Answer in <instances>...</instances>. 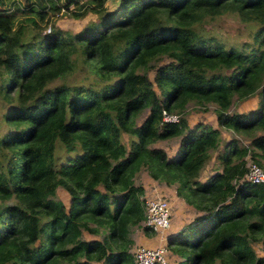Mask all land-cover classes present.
Returning <instances> with one entry per match:
<instances>
[{
  "label": "trees",
  "instance_id": "obj_1",
  "mask_svg": "<svg viewBox=\"0 0 264 264\" xmlns=\"http://www.w3.org/2000/svg\"><path fill=\"white\" fill-rule=\"evenodd\" d=\"M7 1L0 0L7 18L0 27V264H132L127 235L143 218V188L133 181L141 169L205 212L166 242L181 262L264 264L255 247L264 240V184L239 181L248 161L264 169V0H116L111 8L109 0H37L25 20L16 18L19 4L3 8ZM62 9L96 21L61 30L47 13ZM223 16L252 27L251 41L225 47L208 33L205 21ZM75 70L89 82L68 81ZM253 96L255 109L229 113ZM188 103L213 106L217 127L236 137L223 142L218 128H189ZM162 110L179 121L162 122ZM176 137L171 157L152 146ZM57 146L78 153L56 168ZM210 160L213 172L200 180Z\"/></svg>",
  "mask_w": 264,
  "mask_h": 264
},
{
  "label": "rangeland",
  "instance_id": "obj_2",
  "mask_svg": "<svg viewBox=\"0 0 264 264\" xmlns=\"http://www.w3.org/2000/svg\"><path fill=\"white\" fill-rule=\"evenodd\" d=\"M59 1L61 2L60 4L62 6L66 3L65 0H59ZM9 2H10V0L7 1L6 4H4L3 8H7L9 12H13L12 10L16 8L14 5L19 4L18 5L19 6L18 11L14 10V12L17 13V15L19 16L16 18L20 19V20L21 19L25 20L26 18L30 17V15L26 14V13H28L29 6L30 5H36L37 0H11L12 3H9ZM115 2H116V0L107 2L106 7L107 8L114 7V5H116ZM47 4H48V2H46L45 7L43 8L44 10H46L45 8H47ZM11 5H13L12 9H11ZM23 13H25V14H23ZM64 14L65 13H64L63 9L60 10V12L57 15H51L48 12L47 16H48V18H50V20L48 19L50 25H52V23H53L56 27L60 28L61 30L76 32L86 22L96 21V16L94 14H90V13H88L86 15V17L83 19H72L68 16H65ZM6 23H7V18L0 15V27H4L6 25ZM23 23H25V21ZM40 24H43V22H41ZM204 25H205V28L207 29V31L208 30L210 31V32L208 31V33L212 34L215 38H217L221 43H223L225 45V47H227L229 44L233 43L234 41H238V42H244V41L250 42L251 41V33L253 31L252 27H250L248 24L238 23L234 19H232L231 17L223 16V17L216 18L215 20H206ZM29 26L26 25L27 30H28ZM45 26H47V25H45ZM45 26H43V27H45ZM45 32H47V31L45 30ZM162 61L164 62L165 60L162 59ZM152 75H153V70H149L148 71L149 78H152ZM79 78L84 79L85 81L89 82V79L83 77L78 70H75L74 74L71 77H69L68 81H72L74 79H79ZM238 102H240V101L232 103V106L230 107L229 113H232L235 110L239 111ZM186 109H187V112H186L187 115L188 114L191 115L189 117L186 116V118H187L186 122H187V125L189 128H192V127H194L195 124H197L196 121L198 120V118L195 115H198V113H203L202 116L199 114V117L204 118V119H207V118L209 119L210 117L214 118L213 106H211V105H208L206 107V110H203V109L194 107L193 104H191V103H188V105L186 106ZM145 111L146 110H144L135 119V122L137 124L145 116ZM199 123H201V122H199ZM233 135L234 134H232L230 131H227V135L225 136V140H229L231 137L235 138L236 136L235 135L233 136ZM121 139L123 140L124 143H127L128 136L125 134H122ZM178 142H179V138L176 137V138H171V139H167L164 141H157L152 146L162 148L166 152L167 156L171 157V156L175 155V153L177 151ZM242 143L246 144L247 140L242 139ZM77 153H78V151L74 152L73 154L67 153L61 148L58 149V146H57L56 150L54 152L55 167L59 168L60 164H62L65 160H67L71 155H75ZM213 167H214V165H213L212 160H211L208 163V165L205 166L203 171H201L199 179L200 180L205 179L209 175L210 171L213 170ZM133 181L135 184L142 186V188H143L142 199L145 197H148V198L159 197V198H163V199L167 200L170 203V207L172 210L171 215H173L172 217L174 218V219L172 218V220L174 222L180 221L182 223H185L184 225H187L194 218L205 214V212H198L192 206L186 204L185 201H183L180 197L176 196V193H175L176 185H174V184L165 185L161 181L159 182V181L153 180L148 175V173L143 169H141L137 173H135V175L133 177ZM56 196L59 199H61L65 204H67L68 196L64 190L58 188L56 190ZM188 207H190L194 210V215H193L192 220L190 219V216L188 215L187 212H184V211L182 212V210H181L182 208H186V210H188L187 209ZM175 216H176V218H175ZM188 219H190V220H188ZM141 232H142L141 228H131L127 237L132 241V245L130 246V248L128 250H130L132 248V246L134 245V243H136L135 241H137ZM104 235H105V233H98L94 237L100 240L102 238V236H104ZM255 247H256V250L258 251V253L259 252L264 253V240L262 243L256 244ZM166 261H167V259H166ZM95 264H100V263H95ZM179 264H185V263L180 262Z\"/></svg>",
  "mask_w": 264,
  "mask_h": 264
},
{
  "label": "built area",
  "instance_id": "obj_3",
  "mask_svg": "<svg viewBox=\"0 0 264 264\" xmlns=\"http://www.w3.org/2000/svg\"><path fill=\"white\" fill-rule=\"evenodd\" d=\"M46 31H48V28ZM160 116L161 121L164 123H177L179 121V115L175 112L169 113L162 110ZM245 167L246 171L239 181H246L252 184H264V169L250 161L246 163ZM142 216L141 227L152 232L157 237L158 242L161 243L165 239L164 234L170 226V203L159 197H145L142 202ZM129 253L132 257V264H169L167 262L168 260L166 261L168 251L165 243L156 247L135 245L129 250Z\"/></svg>",
  "mask_w": 264,
  "mask_h": 264
},
{
  "label": "crops",
  "instance_id": "obj_4",
  "mask_svg": "<svg viewBox=\"0 0 264 264\" xmlns=\"http://www.w3.org/2000/svg\"><path fill=\"white\" fill-rule=\"evenodd\" d=\"M238 104H239V111L235 110V112H245V111H248V110H253L257 106V98L255 96L249 97V98H247L245 100H242V101L238 102ZM199 114L202 116L203 113H198V115H195L198 118V120L196 121L197 123L201 122L202 124L210 125L213 128H218L216 123H215V115H213L214 118L210 117L209 119L208 118L204 119V118L199 117ZM186 116L189 117L191 115L190 114H188V115L186 114ZM186 116H185V118H186ZM186 120H187V118H186ZM218 129L220 130V135H221L222 141L223 142L227 141V140H225V136L227 135V131H225V130H223L221 128H218ZM212 163H213V165H215L213 160H212ZM212 172H213V170H211L209 174H211ZM146 198H148V197H146ZM187 209L188 210H186V208H182L181 210H182V212L183 211L187 212L188 215L190 216V219L192 220L193 219V215H194V210L192 208H190V207H188ZM171 213H172V210H171ZM172 216L173 215H171V217H170V226L166 230V233L164 234L165 239L162 241L163 243H165V246H166V242L169 241L170 238L175 236L178 232L182 231V228H184V226H185L184 225L185 223H182L180 221H175L174 222L172 220V218H173ZM175 218H176V216H175ZM190 219H188V220H190ZM140 228H141V225H140ZM135 242L136 243H134L133 246L142 245V246H145V247H156V246H158L160 244H163L162 242L161 243L158 242L157 237L154 234L152 236L146 237L142 232L140 233V236L138 237L137 241H135ZM167 251H168L167 260H168L169 264H179L182 261V258L178 257L177 255L172 254L170 252L169 248H167Z\"/></svg>",
  "mask_w": 264,
  "mask_h": 264
}]
</instances>
